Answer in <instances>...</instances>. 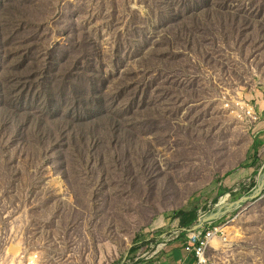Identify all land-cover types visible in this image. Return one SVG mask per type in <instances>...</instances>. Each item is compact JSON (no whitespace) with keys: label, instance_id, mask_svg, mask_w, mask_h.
Masks as SVG:
<instances>
[{"label":"rangeland","instance_id":"rangeland-1","mask_svg":"<svg viewBox=\"0 0 264 264\" xmlns=\"http://www.w3.org/2000/svg\"><path fill=\"white\" fill-rule=\"evenodd\" d=\"M259 105L264 0H0V264L151 257L175 212L253 191L209 198L264 139ZM215 225L208 264H264V190Z\"/></svg>","mask_w":264,"mask_h":264},{"label":"crops","instance_id":"crops-1","mask_svg":"<svg viewBox=\"0 0 264 264\" xmlns=\"http://www.w3.org/2000/svg\"><path fill=\"white\" fill-rule=\"evenodd\" d=\"M259 106L264 110V107H261L262 105ZM255 128L264 136V121L257 123ZM243 160L244 163L236 168L234 170L235 172L228 174L224 180H221V182L211 187L209 191H212L213 194L220 195H209L210 199L217 201L220 199H228L226 201L228 202L230 201L229 195H221L224 190L239 183L245 177L251 175L258 177V174L264 170V139L256 143V147H254L251 153L247 151ZM215 222L213 223L215 224ZM180 231L176 220L173 228V235L163 242L161 247H157V249L152 252L151 257L137 264H195L191 254L185 250L188 244L186 234L182 235Z\"/></svg>","mask_w":264,"mask_h":264},{"label":"built area","instance_id":"built-area-1","mask_svg":"<svg viewBox=\"0 0 264 264\" xmlns=\"http://www.w3.org/2000/svg\"><path fill=\"white\" fill-rule=\"evenodd\" d=\"M245 116L253 122L259 120V115L250 104H245ZM264 121V118H263ZM234 189L232 192H236ZM264 190V189H263ZM221 226L215 225L213 222L208 223L206 228H200L195 231H187L186 239L188 244L186 251L191 254L195 264H208L206 251L214 238L222 235ZM5 264H43V259L37 251H25L24 249L12 254Z\"/></svg>","mask_w":264,"mask_h":264},{"label":"water","instance_id":"water-1","mask_svg":"<svg viewBox=\"0 0 264 264\" xmlns=\"http://www.w3.org/2000/svg\"><path fill=\"white\" fill-rule=\"evenodd\" d=\"M263 189H264V171L258 174L255 188L250 194L244 195L240 197L238 200L220 205L216 209L208 212L207 214L200 216L196 224L193 225L188 231H195L197 229H200L205 224L215 222L220 218H222L227 213L237 210L244 203L258 199Z\"/></svg>","mask_w":264,"mask_h":264},{"label":"trees","instance_id":"trees-1","mask_svg":"<svg viewBox=\"0 0 264 264\" xmlns=\"http://www.w3.org/2000/svg\"><path fill=\"white\" fill-rule=\"evenodd\" d=\"M74 99L78 102V104H83L84 100L80 97L74 96ZM74 109H76L74 107ZM175 220H177L178 228L181 230L180 234L184 235L187 233V231L196 224L199 215L196 209H190V210H182L179 212L174 213ZM208 224H205L202 228H206Z\"/></svg>","mask_w":264,"mask_h":264},{"label":"bare ground","instance_id":"bare-ground-1","mask_svg":"<svg viewBox=\"0 0 264 264\" xmlns=\"http://www.w3.org/2000/svg\"><path fill=\"white\" fill-rule=\"evenodd\" d=\"M214 239H215V238H214ZM214 239H213V240H214ZM213 240H212V241H213ZM212 241H211V242H212Z\"/></svg>","mask_w":264,"mask_h":264}]
</instances>
